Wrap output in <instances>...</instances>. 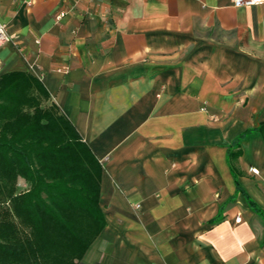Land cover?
I'll list each match as a JSON object with an SVG mask.
<instances>
[{
	"label": "crops",
	"instance_id": "1",
	"mask_svg": "<svg viewBox=\"0 0 264 264\" xmlns=\"http://www.w3.org/2000/svg\"><path fill=\"white\" fill-rule=\"evenodd\" d=\"M0 22V80L38 78L102 167L77 264H264V3L0 0Z\"/></svg>",
	"mask_w": 264,
	"mask_h": 264
},
{
	"label": "trees",
	"instance_id": "2",
	"mask_svg": "<svg viewBox=\"0 0 264 264\" xmlns=\"http://www.w3.org/2000/svg\"><path fill=\"white\" fill-rule=\"evenodd\" d=\"M49 101L38 78L1 77L0 264H77L106 224L101 164Z\"/></svg>",
	"mask_w": 264,
	"mask_h": 264
},
{
	"label": "built area",
	"instance_id": "3",
	"mask_svg": "<svg viewBox=\"0 0 264 264\" xmlns=\"http://www.w3.org/2000/svg\"><path fill=\"white\" fill-rule=\"evenodd\" d=\"M264 3V0H234L235 7H251ZM72 10H63L57 17L56 20L60 21L67 15L71 14ZM11 36L8 31L7 25L0 22V46H4L11 42ZM205 110V109H203Z\"/></svg>",
	"mask_w": 264,
	"mask_h": 264
},
{
	"label": "rangeland",
	"instance_id": "4",
	"mask_svg": "<svg viewBox=\"0 0 264 264\" xmlns=\"http://www.w3.org/2000/svg\"><path fill=\"white\" fill-rule=\"evenodd\" d=\"M46 105H47V103H46ZM45 106V105H44ZM27 188V187H26ZM26 188H24V189H26ZM21 189H23V187H22V183L19 185V191H21Z\"/></svg>",
	"mask_w": 264,
	"mask_h": 264
}]
</instances>
